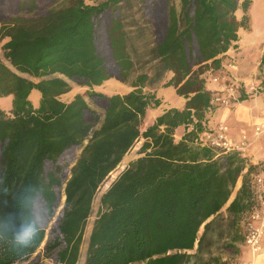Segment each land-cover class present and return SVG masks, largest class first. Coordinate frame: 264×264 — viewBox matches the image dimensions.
I'll return each instance as SVG.
<instances>
[{
    "label": "trees",
    "instance_id": "16d2710c",
    "mask_svg": "<svg viewBox=\"0 0 264 264\" xmlns=\"http://www.w3.org/2000/svg\"><path fill=\"white\" fill-rule=\"evenodd\" d=\"M91 1L57 3L38 14L39 0H21L16 14L2 19L0 38L11 67L0 58V97L12 95L13 100L11 109L0 108L1 171L9 186L40 182L50 163L54 170L46 176L54 181L65 157L79 155L67 187L69 200L79 185L103 183L143 140L140 156L101 196L84 264H184L202 240L201 228L208 229L210 219L229 202L234 177L242 175V185L228 211L236 217L257 205L251 176L258 165L242 151L224 153L197 142L211 126V112L221 107L212 105L217 86L209 87L214 85L209 80L229 64L226 53L239 40L240 0H180L179 11L166 0L153 53L163 70L173 73L166 86H173L186 103L167 109L145 130L148 108L161 103L145 91L148 74L137 75L125 94L95 89L113 77L102 44L107 42L121 81L133 70L122 18L123 4L130 0ZM248 6L245 1L244 11ZM105 14L104 43L98 22ZM260 68L264 71V55ZM70 81L87 90L64 101ZM246 87L242 83L240 102L247 99ZM34 90L41 95L37 106L30 99ZM189 124L194 128L176 141V128ZM66 221L63 237L45 249L54 252L56 264H79L85 224L74 229L77 221ZM46 237L45 231L40 246L23 255L0 246V264H29Z\"/></svg>",
    "mask_w": 264,
    "mask_h": 264
},
{
    "label": "rangeland",
    "instance_id": "374dc122",
    "mask_svg": "<svg viewBox=\"0 0 264 264\" xmlns=\"http://www.w3.org/2000/svg\"><path fill=\"white\" fill-rule=\"evenodd\" d=\"M20 1L21 0H0V25L2 19L16 14L17 7ZM73 1L74 0H39L38 14L44 13L46 9L53 4H66ZM86 1L87 3L93 4V1L91 0ZM100 1L102 0H97V2ZM245 1L251 2L252 0L239 1L240 7L238 12L239 15L237 18L243 23V27L241 28H247L249 24L248 16H244V12H247L243 9V4ZM171 3L176 6L178 11L181 9L180 0H171ZM261 9L262 7L256 8L255 17L257 21H259L260 16L263 14L264 9ZM23 15L26 16L28 15V13L24 12ZM165 17L166 0H130L129 3L123 4L122 18L127 31L128 50L134 64L133 70L131 71L128 80L125 82L121 81L118 77L117 68L112 61L107 42L105 43V41L107 40L109 15L105 14L101 17L98 22L99 39L100 41L104 40L105 44H102L101 46L105 49V52L102 47L100 48V51L104 53L105 57L107 58L109 70L113 74V77L108 79L109 82H104V84L96 87V89H101L103 93L108 95L115 93L125 94L127 90L131 89V83L137 77V75L148 74L149 80L147 84L150 85V87H159L160 90L166 92V88L170 87L166 86L168 71L163 70L159 59H157L153 53V50L159 38V32L164 26ZM4 41L5 40H2L0 38V58L4 63L11 67L10 63L4 55ZM243 50L244 49H240V51ZM240 55L241 58L244 57L243 54ZM238 57L239 56H234L230 58V62L235 60L237 64V69L231 70V73L236 78H239V73H241L242 71H246V69L241 66V62H239L240 60ZM243 63L244 62H242V65ZM262 76H264V74L260 75L258 73V75L252 77V81H257L262 87L261 91L264 93V78ZM70 83L71 90L67 94L62 95V100L70 101L76 94L85 95V92L87 90L85 86L75 81H70ZM238 83H240V85L242 86V83L244 82L238 79ZM212 86L216 87L215 85ZM161 87H165V89H162ZM8 97L10 98L12 105L13 97L12 95H9ZM31 99L33 100L34 104H38L40 99V92L37 90L32 91ZM3 102L5 104L9 103L8 100H3ZM5 104H1L0 106L4 110H6L5 108H7ZM87 117L90 118L89 115H87ZM142 142L143 140H140L136 143V145L125 155L121 164L106 178L103 183H100L99 185L91 188L87 187V183L85 185H79V187L77 188L78 192L75 196L71 195L69 200L67 187L70 181L74 178V174H76V163L79 155H67L65 157V159L63 160V167L61 171L58 172L57 179L54 181L49 180L46 176V173L48 171H53L54 167L50 163L46 165V171L42 175L40 181H44L46 183L49 200L53 203L59 201V209H64V219L62 224H65V227H68L69 222L66 221V217H68L70 222L71 220L77 221L76 225H74V229L82 222H84L85 224L84 240L81 248V258L79 264H84L89 235L91 233L94 220L97 217L100 209L101 196L110 186L111 182L114 181L116 177L125 169V167L131 161L140 156L138 155V150ZM1 167L2 155L0 154V171ZM263 172L264 163H261L257 166L256 171L252 174V181L255 180L257 175H260ZM242 179L243 176L240 175L238 177H234L232 182H230L232 194L229 202L224 206V208L217 216L210 219L211 223L208 229L205 230V228L202 227L200 230L199 236L203 240L198 242V246L200 248V243L203 242V249H193L192 251H189L190 255H192L191 263H189L190 261H187L184 264H225L227 262L237 261L240 259L248 260V258L251 256L249 250L244 245V235L246 233L247 223L251 219L252 212L256 207L236 217L228 211V205L236 196L237 191L241 187ZM59 209L57 215L60 214ZM54 224L55 218H53V220L50 222L49 229L46 231L47 237L45 242L29 264H56L54 252L46 250L45 247L47 243L54 242L58 237L62 238L65 232L61 234L62 228H60V231L56 236H54L53 238H49L48 233L52 231V226ZM231 243L232 247L226 246L230 245Z\"/></svg>",
    "mask_w": 264,
    "mask_h": 264
},
{
    "label": "crops",
    "instance_id": "0c3cea01",
    "mask_svg": "<svg viewBox=\"0 0 264 264\" xmlns=\"http://www.w3.org/2000/svg\"><path fill=\"white\" fill-rule=\"evenodd\" d=\"M258 7H262L261 10L264 9V0H252L251 2H249L247 12H244V16H248L249 19L248 27L241 28L238 31L239 40L236 42V46L230 48L226 53V56L228 57L239 56V62H241V66H243L246 71H242L241 73H239L240 75L238 79L242 80L246 85H249V83L252 81L253 76L258 75V73L260 75L264 74V71L260 68V62L264 55V10L263 14L260 16L259 21H257L255 17V12L256 8ZM238 12L239 9L236 11V17H238L239 15ZM240 49L244 50L240 51ZM240 54H243L244 57L241 58ZM242 62H244L243 65ZM172 76L173 73L168 72V78L166 79V81H168ZM262 77L264 78V76ZM107 81L109 82V80ZM170 87H167L166 92H164L163 90H160L159 87H150V85L147 84L145 91L155 93L156 98L159 99L161 103L157 107L148 108L142 124V130H145L149 125L153 124L156 118L162 113H164L167 109L172 107H184L186 99L179 96L176 93V89L174 87ZM209 87L213 88V86ZM161 88L165 89V87ZM245 89L247 90V87ZM96 90L103 92L101 89ZM131 90L132 86L131 89L127 90V92ZM3 100H8L9 103L5 104ZM1 104H5L7 106V108H5L6 110L11 109V100L8 96L6 98L0 97V106ZM38 104L34 105L37 106ZM263 115L264 93L262 92L255 97L247 95L246 100L240 102L239 104H236L233 107H219L214 112L212 111L210 116V122L211 125H215L218 123L227 124L230 129L229 135L234 141H239L241 135L246 133L250 138L251 144L249 145L247 150L244 151V155L248 157L250 163L254 165H260L261 163H264V133H262L260 136L255 137L253 134V130L254 126L262 120ZM193 128V124L181 125L177 127L174 134L175 140H182L185 134L191 131ZM260 175L261 177H263L264 180V172ZM194 249L202 250L203 242L200 243V248L197 242ZM191 258L192 255L190 256V262L188 261L189 263H191ZM251 259L252 256L248 258V260ZM254 261L255 264H264V248L260 253L256 255Z\"/></svg>",
    "mask_w": 264,
    "mask_h": 264
},
{
    "label": "clouds",
    "instance_id": "9594fccd",
    "mask_svg": "<svg viewBox=\"0 0 264 264\" xmlns=\"http://www.w3.org/2000/svg\"><path fill=\"white\" fill-rule=\"evenodd\" d=\"M47 193L44 181H21L9 186L6 175L0 171V246L17 255L35 250L53 218L55 224L49 238L59 233L64 209H59V201L51 202Z\"/></svg>",
    "mask_w": 264,
    "mask_h": 264
},
{
    "label": "built area",
    "instance_id": "2783aa9c",
    "mask_svg": "<svg viewBox=\"0 0 264 264\" xmlns=\"http://www.w3.org/2000/svg\"><path fill=\"white\" fill-rule=\"evenodd\" d=\"M236 61L230 62L225 69L217 75L210 78V83L217 86V92L212 100L213 106L233 107L240 103L241 86L231 70H236ZM261 85L257 81H251L245 89L249 96L260 94ZM229 126L225 123H218L209 126L200 138L197 140L203 146H211L215 149L223 150L224 153L231 151L247 150L251 144L249 136L244 133L239 141H234L229 135ZM264 133V115L262 120L254 126L253 134L255 137ZM253 191L257 206L253 210L251 219L247 223L246 233L244 235V245L249 250L251 260H237L225 264H255L254 258L264 248V180L261 175H257L253 181ZM259 207V208H258Z\"/></svg>",
    "mask_w": 264,
    "mask_h": 264
}]
</instances>
